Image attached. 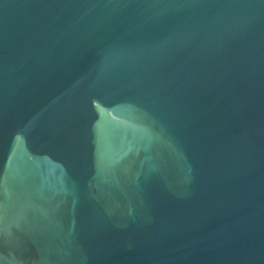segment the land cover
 I'll list each match as a JSON object with an SVG mask.
<instances>
[{"label": "water", "instance_id": "water-1", "mask_svg": "<svg viewBox=\"0 0 264 264\" xmlns=\"http://www.w3.org/2000/svg\"><path fill=\"white\" fill-rule=\"evenodd\" d=\"M0 264H264V0H0Z\"/></svg>", "mask_w": 264, "mask_h": 264}]
</instances>
